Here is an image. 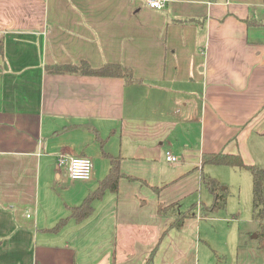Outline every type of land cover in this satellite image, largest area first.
Returning <instances> with one entry per match:
<instances>
[{"label":"crops","instance_id":"1","mask_svg":"<svg viewBox=\"0 0 264 264\" xmlns=\"http://www.w3.org/2000/svg\"><path fill=\"white\" fill-rule=\"evenodd\" d=\"M160 1L0 0V264L213 259L200 234L213 214L201 211L212 202L201 177L226 181L202 154L264 167V25L246 22L264 23V0ZM83 60L121 64L138 82L46 69ZM60 156L89 158L90 180L69 179ZM110 158L117 192L52 232ZM174 202L192 204L180 230L157 213Z\"/></svg>","mask_w":264,"mask_h":264},{"label":"trees","instance_id":"2","mask_svg":"<svg viewBox=\"0 0 264 264\" xmlns=\"http://www.w3.org/2000/svg\"><path fill=\"white\" fill-rule=\"evenodd\" d=\"M249 26H261L264 23L256 21H246ZM47 71L58 74L78 73L85 76L100 77V78H121L125 84L138 82L134 78L131 70L125 68L121 64L107 63L99 68H93L86 61H80L78 64H63L47 66ZM264 136V133H263ZM201 165L226 166L233 169H243L249 172L251 176L252 186V216L254 221L259 225L264 222V167L253 164H246L240 154H227L224 152L204 153L201 157ZM122 177L119 169V161L116 158H110V168L107 175L98 183L97 188L90 192L81 202L79 206L70 208V215L67 219L60 220L52 229V232H57L61 229L69 218L76 221H82L87 218L92 212V203L101 198L106 192L116 193L118 190V182ZM205 188L212 195V202L208 207H202L203 212L214 213L224 209L226 203L225 190L221 191V183L215 178L203 175L201 177ZM178 203L174 202L167 206L159 205L157 213L163 215L172 213L173 222L171 228L180 230L185 219L190 217L188 212L178 213L176 211ZM259 241L258 248L264 250V231L257 233ZM153 255V253H152ZM151 255V257H152Z\"/></svg>","mask_w":264,"mask_h":264},{"label":"rangeland","instance_id":"3","mask_svg":"<svg viewBox=\"0 0 264 264\" xmlns=\"http://www.w3.org/2000/svg\"><path fill=\"white\" fill-rule=\"evenodd\" d=\"M214 168L222 170V177L226 181L221 182L218 179L222 183L221 191L225 187L228 191L225 189L224 209L214 212L209 216L210 220L200 224L201 237L205 241H211L214 246L212 257V253L204 244L203 251L213 258L206 264H264V251L256 250L259 245L257 233L264 231V222L259 225L252 216V186L249 172L226 166ZM207 201L211 203L208 197ZM191 206L192 204L184 208L185 204H179L176 211L181 213L189 210ZM244 250L247 253L243 255ZM200 264H202L201 258Z\"/></svg>","mask_w":264,"mask_h":264},{"label":"built area","instance_id":"4","mask_svg":"<svg viewBox=\"0 0 264 264\" xmlns=\"http://www.w3.org/2000/svg\"><path fill=\"white\" fill-rule=\"evenodd\" d=\"M146 6L153 10H160L163 8V2L160 0H146ZM166 160L169 162H175L176 158L170 153H166ZM59 165L67 164V172L69 179L73 181L87 182L91 178L92 163L89 158L86 157H64L58 158Z\"/></svg>","mask_w":264,"mask_h":264},{"label":"water","instance_id":"5","mask_svg":"<svg viewBox=\"0 0 264 264\" xmlns=\"http://www.w3.org/2000/svg\"><path fill=\"white\" fill-rule=\"evenodd\" d=\"M256 237V236H255Z\"/></svg>","mask_w":264,"mask_h":264}]
</instances>
